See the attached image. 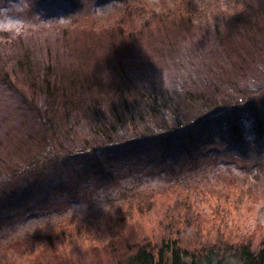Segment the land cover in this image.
<instances>
[{"label":"rangeland","instance_id":"1","mask_svg":"<svg viewBox=\"0 0 264 264\" xmlns=\"http://www.w3.org/2000/svg\"><path fill=\"white\" fill-rule=\"evenodd\" d=\"M74 1L75 7L65 11L69 14L65 16L39 6L37 0H0V54L15 57L18 39L32 41L35 45L57 38L61 42L67 39L64 33L73 28L92 31L95 39L110 30H126L122 38L127 40V36L134 35L131 31L135 27L147 24L153 28L160 20H172L178 15L176 10L185 12L190 2L197 10L188 19L195 25L214 27L239 16V4L245 2L258 8L256 21H246L250 30L256 28L252 35H257L253 46L257 53L253 52L251 59L233 57L230 62L225 59L217 63L211 58L204 62L205 67L213 65L212 68L222 73L214 82V92L204 95L218 103L221 98H238L237 93L245 86L261 87L262 76L258 78V75L264 76V63L261 55H255L261 54V47L264 48L261 35L264 8L261 9L256 0ZM35 45L31 47L34 54ZM92 47L98 46L92 44ZM83 54L84 60H72L73 63L82 66L89 62L93 66V60H85L91 52ZM68 63H62L66 73L69 72ZM235 63L240 64L236 71L232 68ZM70 65L73 69L72 63ZM129 68L130 73L137 69L135 66ZM113 72L108 73L111 80H114ZM94 74H98L96 69ZM136 74L133 73L134 79H137ZM3 75H0V177L25 167L35 155L54 152L53 147L48 151V144H44L45 130L36 111L21 100L19 90L22 87L25 90L26 86L17 84L18 80L5 84ZM182 79L174 83L165 75L172 89L189 83ZM193 80L200 90L203 89V80ZM173 102L178 105L176 110L185 115L181 102L176 97ZM57 105L55 103L53 108ZM51 119L57 132L72 128L73 142L91 140L84 127L86 119L78 122L75 119L66 125L55 115ZM160 122L157 119L154 123L160 125ZM135 124L144 128L146 121L136 120ZM136 126L133 128L137 129ZM75 131L80 135L73 133ZM53 140L55 142L56 138ZM68 143L67 140L65 144ZM212 144L218 153L201 157L206 172H199L197 176L179 171L176 162L148 154L144 148H133L132 153H111L112 157L100 161V171L90 168L93 163L82 162V175L76 187L62 189L44 182L43 187H36V196L32 195L27 202L19 192L9 197L12 187L0 190V217L5 215L0 223V264H117L120 255L127 251L125 247L131 250L139 245L158 247L171 238L182 240L186 248L198 250L238 243H250L253 248H259L264 238V147L259 153L251 151L243 159L238 151L232 154L217 139ZM180 160L177 162L184 161ZM169 166L175 169L174 174H168ZM185 175L194 179L184 183L188 178ZM177 178L183 181H175ZM3 191L8 192L3 195Z\"/></svg>","mask_w":264,"mask_h":264},{"label":"trees","instance_id":"2","mask_svg":"<svg viewBox=\"0 0 264 264\" xmlns=\"http://www.w3.org/2000/svg\"><path fill=\"white\" fill-rule=\"evenodd\" d=\"M256 1L263 9L264 0ZM37 2L39 6L65 16L69 15L67 10L75 7L74 0ZM239 7V16L230 22L205 27L188 19L197 10L190 2L185 12L176 10L178 15L173 14L172 20H160L153 28L147 24L135 27L131 31L134 35L127 36V40L122 38L126 30H110L95 39L92 31L75 28L64 33L67 39L61 42L60 38H42L44 42L35 45L32 41L18 39L15 47L19 49L15 57L0 54V75L4 74L5 84L18 80L15 83L26 86L25 90L24 87L19 90L21 100L36 111L45 130L44 144H48V151L53 147L54 152L35 155L25 167L0 177V190L12 187L9 197L19 192L27 202L32 195L36 196V187H43L44 182L62 189L76 187L82 175V162L93 163L90 168L100 171L101 160L112 157L113 153H132L135 148H144L148 154L154 153L163 160L176 162L179 171L196 176L199 172H206L201 157L218 153L212 144L215 139L232 154L238 151L243 159L253 150L259 153L264 147L263 74L258 75V78L263 77L261 87L245 86L237 93L238 98H221L217 103L204 95L205 92H214V82L222 74L212 68L213 65L205 67L204 62L211 58L217 63H223L225 59L230 62L233 57L251 59L252 53H257L253 49L257 35H252L256 28L250 30L246 21H256L258 8L245 2ZM261 35L264 36V30ZM92 44L98 47L94 49ZM34 45L35 54L31 52ZM89 52L91 55L85 60H93V66L89 62L87 65L82 63V66L73 63L72 60L80 61L86 57L83 53L88 55ZM258 55L264 63V48L261 47V54L255 56ZM64 61L73 65L70 69L68 63V73L62 66ZM130 66L137 68L136 71L133 69L137 79L130 73ZM239 66V63L232 64L235 71ZM95 69L98 74H94ZM110 70L114 71V80L108 76ZM166 74L174 83L182 78L189 83L178 85V90L172 89L165 81ZM194 78L203 80V89L195 85ZM141 88L145 90L141 91ZM175 97L183 105L185 115L176 110ZM55 103L59 106L53 108ZM53 115L56 119L61 118L64 125L75 119L77 122L86 119L84 127L91 140H80L79 144L73 142L72 128L57 132L51 119ZM157 119L161 120L160 125L154 123ZM136 120L146 121L144 128H138ZM135 126L137 129L133 128ZM138 130L141 133H137ZM73 133L80 135L79 131ZM67 140L71 145L65 144ZM178 159L184 161L178 163ZM173 170L168 168V174H174ZM28 173L31 174L27 177H31L25 179ZM189 175H185L188 178L184 183L194 179ZM4 216L0 217V223ZM124 249L127 251L120 255L117 264H264V238L259 248H253L250 243H238L236 246L198 250L186 248L182 240L171 238L162 241L158 247L139 245L136 250Z\"/></svg>","mask_w":264,"mask_h":264}]
</instances>
